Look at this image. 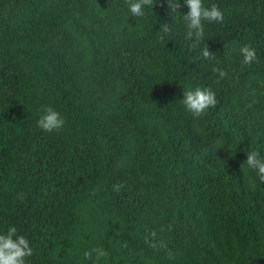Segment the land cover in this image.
Listing matches in <instances>:
<instances>
[{
    "label": "trees",
    "instance_id": "obj_1",
    "mask_svg": "<svg viewBox=\"0 0 264 264\" xmlns=\"http://www.w3.org/2000/svg\"><path fill=\"white\" fill-rule=\"evenodd\" d=\"M203 4L224 21L190 50L166 0L138 18L125 0H0V234L29 241L26 264H93L94 247L98 264H264V184L243 166L264 157V0ZM198 86L218 103L193 118ZM44 106L60 131L37 127Z\"/></svg>",
    "mask_w": 264,
    "mask_h": 264
},
{
    "label": "clouds",
    "instance_id": "obj_2",
    "mask_svg": "<svg viewBox=\"0 0 264 264\" xmlns=\"http://www.w3.org/2000/svg\"><path fill=\"white\" fill-rule=\"evenodd\" d=\"M127 9L131 17L138 18L145 15V6L152 9L154 0H125ZM168 12L177 14L183 20L185 25V39L192 41L189 45L190 50L196 49L204 37V23H222L224 21V13L220 8L212 4L205 7L203 0H183V4L187 6L186 14L181 15L178 11L181 8L179 0H166ZM161 33L159 39L164 40L171 32L169 23H162L159 26ZM200 54L204 60L214 59V53L204 47L200 50ZM239 55L242 57L243 65H251L257 59L256 50L250 45H243L239 48ZM213 72L218 74V81L223 80L228 73L219 68H213ZM181 103L185 110L189 112L193 118L202 117L207 110L214 108L218 103L216 94L209 87H195L183 91V99ZM65 124L64 118L53 108L49 106L42 107L41 115L36 121L38 128L47 133L60 131ZM247 159L243 162V166L255 172L261 184H264V157L257 150H251L246 155ZM123 188L122 183L113 184L112 190L119 193ZM24 194H19L18 198L23 200ZM147 243L153 249L159 251L165 249L169 259L174 256L163 240H157L155 231L148 233L145 238ZM122 248H127V242L121 244ZM94 254V260H93ZM33 255V249L29 246V241L23 235H17V228L10 226L6 234H0V264H26V258ZM85 260H93V264H98L102 258L108 256L107 251L100 247H94L83 253Z\"/></svg>",
    "mask_w": 264,
    "mask_h": 264
}]
</instances>
